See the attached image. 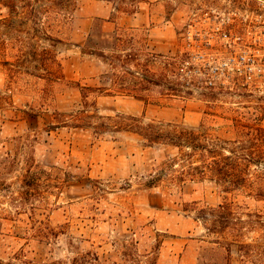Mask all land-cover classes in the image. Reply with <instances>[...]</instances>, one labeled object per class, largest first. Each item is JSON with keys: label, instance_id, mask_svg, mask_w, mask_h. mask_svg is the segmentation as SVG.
<instances>
[{"label": "rangeland", "instance_id": "374dc122", "mask_svg": "<svg viewBox=\"0 0 264 264\" xmlns=\"http://www.w3.org/2000/svg\"><path fill=\"white\" fill-rule=\"evenodd\" d=\"M17 5L20 16L9 18L0 0V264H264L260 2L145 0L128 15L115 10L117 1L77 0L69 16L36 20ZM219 26L229 40L216 33ZM115 30L134 37L135 51L156 55L150 71L159 82L175 80L167 62H183L209 89L83 90L111 88L109 68L83 50L98 51L93 43ZM240 56L255 58L256 68ZM83 109L202 127L225 155H237L245 181L228 189L181 178L177 149L146 146L129 132L76 128L73 117ZM219 205L229 206L233 220L213 235L197 217Z\"/></svg>", "mask_w": 264, "mask_h": 264}, {"label": "trees", "instance_id": "16d2710c", "mask_svg": "<svg viewBox=\"0 0 264 264\" xmlns=\"http://www.w3.org/2000/svg\"><path fill=\"white\" fill-rule=\"evenodd\" d=\"M4 7L9 11V18L19 17L17 3H20L25 19L36 20L41 14L45 17L53 15L69 16L76 10L77 0H1ZM111 3L117 1L115 10L123 14H136L140 4L145 0H105ZM43 4V6H42ZM103 35V36H102ZM100 35V42H94L97 50H92V46H86L83 54L94 56L109 68L110 89L103 88H84L85 91L93 90L101 94H117L124 96H140L144 91H151L159 83L166 88L168 92L185 93L191 95V92L184 91L185 86H192L196 89L207 90L203 80H197L191 74L194 72L191 68L186 71L183 62L178 65L167 62L168 71L173 74L175 80L164 79L159 82L150 71L156 59V55L146 52L147 49H138L135 51L131 47L134 40L133 36L128 35L123 38L118 30L112 33H103ZM88 43L92 42V36H89ZM53 41V39L49 38ZM97 41V40H96ZM90 47V48H88ZM144 57V63H140ZM130 63H135L136 70L129 68ZM170 67L173 69L171 70ZM200 71V70H199ZM204 95V92L201 93ZM206 94V93H205ZM83 97L88 99L84 93ZM87 106V103H86ZM85 106V108H86ZM74 127L90 126L95 134H101L106 131L129 132L138 136L146 146L166 145L179 151L180 159L183 165L182 177H189L191 180L209 179L218 184L225 185L228 189L237 188L240 183L245 181L243 169L242 175L238 174L237 155L230 152L231 156L224 154V147L218 138H211L202 127L193 128L178 124H154L144 123L142 119L135 117H99L89 114L87 109H83L73 117ZM66 124V122L64 123ZM225 143V142H223ZM198 156L199 165L196 164L195 157ZM246 159V158H243ZM183 180V179H182ZM207 226V230L218 235L225 231L232 223V213L228 205H219L217 208L199 210L197 217ZM229 251V250H228Z\"/></svg>", "mask_w": 264, "mask_h": 264}, {"label": "built area", "instance_id": "2783aa9c", "mask_svg": "<svg viewBox=\"0 0 264 264\" xmlns=\"http://www.w3.org/2000/svg\"><path fill=\"white\" fill-rule=\"evenodd\" d=\"M258 1H259L260 4H261L262 12H264V0H258ZM216 33H218V34L220 35V38L223 39V40H229V39H230V35L227 34V33H225V32L221 29L220 26L216 28ZM210 42H211V41H210ZM263 56H264V55H263ZM240 62H241L242 64H246V66L249 67V70H250V71H253V70L256 68V66H257V65L255 66V64H256V62H257V60H256L255 58H249V59L247 60L246 57H244V56H240ZM258 68H259V71H260V72L263 71V70L261 69V67H258Z\"/></svg>", "mask_w": 264, "mask_h": 264}]
</instances>
